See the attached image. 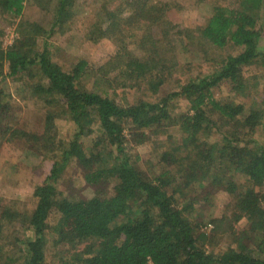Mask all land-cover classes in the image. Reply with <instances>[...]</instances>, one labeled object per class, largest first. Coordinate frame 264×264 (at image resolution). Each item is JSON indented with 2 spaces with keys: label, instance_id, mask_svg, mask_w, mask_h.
Instances as JSON below:
<instances>
[{
  "label": "trees",
  "instance_id": "16d2710c",
  "mask_svg": "<svg viewBox=\"0 0 264 264\" xmlns=\"http://www.w3.org/2000/svg\"><path fill=\"white\" fill-rule=\"evenodd\" d=\"M34 3L46 11L50 5L49 0H0V15L21 19L13 45L7 49L0 45V76L6 66V77H36L31 85L35 97L55 98L62 111L47 110L44 136L23 135L34 146L58 150L44 180L33 189L31 211H18L13 204L0 202V233L4 224L22 220L25 237L9 245L20 253L21 264H45L48 220L53 211L59 215L50 231L53 243L74 250L64 264H264V147L241 143L233 132L223 138L219 149L201 138L212 131L216 119L249 131L264 128V89L260 100L250 106L221 102L213 91L228 84L243 95L250 88L247 81L251 77L246 74L251 67L261 69L264 75V52L259 48L264 0H215L204 26L176 34H183L187 44L197 40L206 48L231 47L236 53L224 57L210 74L182 82L159 101L125 104L117 103L106 91L85 89L92 71L86 61L65 70L50 55L49 39L73 17L76 0H53L46 27L23 19L26 5ZM166 4L163 0H124L114 5L116 12H105L100 38H114L137 24L142 28L136 41L141 55L135 57L125 48L98 69L118 70L129 79H147L157 93L171 72L164 58L170 53H166L165 41L174 34L175 26L167 18ZM37 40H41L40 46ZM180 99L186 101L187 110L175 115L172 103ZM52 103L45 101V107ZM6 109L0 103V146L17 133L3 123L1 114ZM60 115L75 128L68 141L56 140L55 121ZM171 129L177 130L176 139L163 149L158 161L165 169L156 176L148 175L128 145H142L152 135ZM73 164L93 189L88 198L57 189L62 174ZM177 167L183 170L175 179L171 175ZM211 171V184L233 197L230 208L235 209L236 218L249 220L250 245L240 238L242 233H234L236 242L217 254L198 243L199 237H204V233L197 234L203 224L192 218L195 203L186 191ZM234 174L244 183L237 184Z\"/></svg>",
  "mask_w": 264,
  "mask_h": 264
},
{
  "label": "rangeland",
  "instance_id": "374dc122",
  "mask_svg": "<svg viewBox=\"0 0 264 264\" xmlns=\"http://www.w3.org/2000/svg\"><path fill=\"white\" fill-rule=\"evenodd\" d=\"M48 10H41L39 6L27 4L23 12V19L30 22H39L41 25H48L54 9L53 0H49ZM124 0H76L73 17L61 28L56 30L49 39V52L54 62L63 69L68 70L84 60L92 68L89 78L85 81V89L89 91H106L111 98L119 104L135 103L137 101L156 102L165 97L169 92L176 90L184 81L194 78H202L210 74L219 65L218 63L228 54H235L236 50L231 47L224 49H209L195 40L193 44H187L183 34L187 29H197L204 26L212 14V5L215 0H163L167 2V18L175 26L165 50L164 58L170 65L171 72L168 74L164 85L157 93H153L147 79H129L113 69H98L102 65L116 59L118 53L129 48L132 54L137 57L141 52L137 50V39L142 28L130 25V28L117 33L114 38H100L98 31L105 27V12L107 14L115 11L114 5H119ZM109 4V5H107ZM110 6V7H109ZM119 7V6H118ZM102 8H106L105 10ZM116 12V11H115ZM114 12V13H115ZM22 19V20H23ZM21 19L12 20L0 15V45L3 49L12 46L18 37L19 23ZM263 35L259 42L261 52H264V10L261 22ZM136 38V39H135ZM41 45V40H37ZM7 68L4 67V74L0 76V103L5 104L7 109L2 115L3 123L11 127V132L16 131V137L0 146V202L6 201L13 204V209L30 212L33 206V189L39 185L47 175V171L56 160L58 150L32 145L24 138V134L43 135L46 129V112L61 114V106L55 98L41 95L36 96L31 88L33 80L23 78L6 77ZM248 88L243 95L235 93L228 84H222L214 89V97L221 102L245 103L250 106L253 102L259 101L264 89V75L262 70L251 67L246 74ZM251 85H255L254 88ZM252 87V88H251ZM52 100V107L46 106L45 101ZM175 115H180L187 110L186 101L175 100L172 103ZM1 118V117H0ZM223 121L217 120L215 127L208 134L201 138L211 146L220 148L223 138L236 133L238 141L246 143L250 147H264V128L258 126L249 131L242 129L239 125L231 126ZM57 127V141H68L72 139L75 128L65 115H60L55 121ZM177 130H170L160 136H151L146 143L136 145L129 143L132 155L139 157V167L148 175H158L165 169L161 160L163 149L176 139ZM227 134V135H226ZM170 135V136H169ZM174 144V142H173ZM187 164V161H185ZM184 169V165H183ZM177 167L174 174L178 179L183 170ZM205 174L200 184H193L187 192L188 199L194 201V217L201 221L203 226L198 235V243L210 253H220L235 241L234 233H242L240 238L250 245L249 231L250 223L247 218H236L235 209L230 208L234 204L233 197L222 188L211 184V174ZM233 180L237 184L244 183L238 174H234ZM179 182V181H178ZM181 183V181H180ZM177 183H174L176 185ZM57 189L64 194L73 197L88 198L92 195L93 189L88 187L82 179V172L76 164L69 165L57 183ZM264 190V189H263ZM187 199V201H188ZM181 202L182 199L180 198ZM186 201V202H187ZM59 215L53 211L48 220V244L45 249V264H64L72 253L73 249L66 245L53 243L54 234L51 229L58 222ZM22 220L4 224L0 233V264H21L20 253L14 245V239H23L24 227ZM246 235L243 236V233ZM82 249V246L78 248ZM9 250V251H8ZM9 259V260H8Z\"/></svg>",
  "mask_w": 264,
  "mask_h": 264
}]
</instances>
